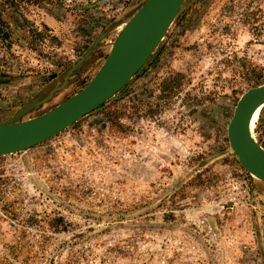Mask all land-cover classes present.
<instances>
[{
    "label": "rangeland",
    "instance_id": "rangeland-1",
    "mask_svg": "<svg viewBox=\"0 0 264 264\" xmlns=\"http://www.w3.org/2000/svg\"><path fill=\"white\" fill-rule=\"evenodd\" d=\"M144 1L5 5L0 121L66 75L21 119L77 92ZM263 47L264 0H183L101 107L0 155V264H264V181L226 134L240 94L264 82ZM252 132L264 148V106Z\"/></svg>",
    "mask_w": 264,
    "mask_h": 264
},
{
    "label": "water",
    "instance_id": "water-1",
    "mask_svg": "<svg viewBox=\"0 0 264 264\" xmlns=\"http://www.w3.org/2000/svg\"><path fill=\"white\" fill-rule=\"evenodd\" d=\"M183 0H145L123 23L110 49L87 83L49 110L26 119L29 110L49 100L63 82L41 98H33L9 118L0 121V155L12 154L43 142L104 103L132 78L157 47ZM105 34V33H103ZM101 36L80 57L79 65L97 46ZM74 66V67H75ZM73 70L70 69L69 73ZM264 106V82L249 87L238 97L226 127L230 148L251 175L264 181V148L251 136L254 111Z\"/></svg>",
    "mask_w": 264,
    "mask_h": 264
},
{
    "label": "trees",
    "instance_id": "trees-1",
    "mask_svg": "<svg viewBox=\"0 0 264 264\" xmlns=\"http://www.w3.org/2000/svg\"><path fill=\"white\" fill-rule=\"evenodd\" d=\"M5 5H9V6H12V7H15V8H18L19 7V2L18 0H0V42L4 40V38L6 37V34H4L2 32V28L1 26L2 25H5V21L3 20V17H2V13L4 11V6ZM141 5V4H140ZM86 83H84L82 85V87L85 85ZM125 85V84H124ZM81 87V88H82ZM105 103V102H104ZM104 103H102L101 105H99L98 107H101Z\"/></svg>",
    "mask_w": 264,
    "mask_h": 264
},
{
    "label": "bare ground",
    "instance_id": "bare-ground-1",
    "mask_svg": "<svg viewBox=\"0 0 264 264\" xmlns=\"http://www.w3.org/2000/svg\"><path fill=\"white\" fill-rule=\"evenodd\" d=\"M262 107H263V106L257 108V109L254 111V113H253V115H252V117H251L250 123H249V130H250L251 136H252L253 138H254V136H253V132H252L253 123H254L256 117L258 116V113H259V111H260V109H261Z\"/></svg>",
    "mask_w": 264,
    "mask_h": 264
},
{
    "label": "built area",
    "instance_id": "built-area-1",
    "mask_svg": "<svg viewBox=\"0 0 264 264\" xmlns=\"http://www.w3.org/2000/svg\"><path fill=\"white\" fill-rule=\"evenodd\" d=\"M258 56H259L261 64L264 66V49H260Z\"/></svg>",
    "mask_w": 264,
    "mask_h": 264
},
{
    "label": "crops",
    "instance_id": "crops-1",
    "mask_svg": "<svg viewBox=\"0 0 264 264\" xmlns=\"http://www.w3.org/2000/svg\"><path fill=\"white\" fill-rule=\"evenodd\" d=\"M27 118H29V117H27Z\"/></svg>",
    "mask_w": 264,
    "mask_h": 264
}]
</instances>
